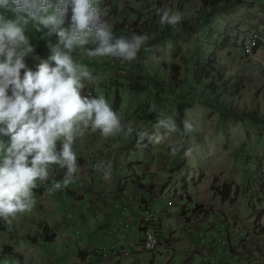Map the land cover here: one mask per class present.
Here are the masks:
<instances>
[{
	"label": "rangeland",
	"instance_id": "1",
	"mask_svg": "<svg viewBox=\"0 0 264 264\" xmlns=\"http://www.w3.org/2000/svg\"><path fill=\"white\" fill-rule=\"evenodd\" d=\"M225 6L223 11L203 0H102L115 36L136 33L150 39L132 62L89 59L87 51L95 47L91 43L72 54L95 77L81 94H103L122 122L151 131L163 112L181 129L184 120L193 124L192 133L173 134L159 144L138 142L135 135L105 140L99 132H87L73 144L79 163L73 180L91 177L98 162L109 165L108 177L97 172V181H88L87 186L105 195L108 179H120L117 194L132 183L128 203L138 199L136 212L152 206L164 239L161 246L169 250L160 253V246L151 256L141 250L140 231L134 232L132 224L121 229L132 245L121 247L118 228H109L108 221L100 219L106 213L117 214L115 202L104 198L89 205L91 196L81 202L77 197L87 188L82 182L74 187L76 192L69 185L50 193L52 180H61L66 171L53 165L51 179L33 190L32 210L18 214L11 225L0 220V264H264V123L248 117L256 112L264 120V0H231ZM157 8L182 13V22L160 25ZM70 16L69 8L65 27ZM25 32L34 47L25 63L35 70L49 56L48 44L56 37L39 24L29 25ZM249 39L251 44L256 40L253 47L259 45L250 52L245 48ZM211 54L226 78L237 84L229 106L203 101L208 95L201 97L192 77L193 57L206 59ZM179 102L187 103L183 117ZM151 105L158 111H150ZM232 109L235 113L230 115ZM0 140L7 144L10 137ZM172 145L181 149L176 155ZM61 146L57 141V151ZM187 149L189 156L184 155ZM225 185L232 187L227 197L220 193ZM193 245L197 250L191 252ZM114 247L125 251L116 262L103 257ZM80 250L85 257H79ZM200 250H207L208 256L195 257Z\"/></svg>",
	"mask_w": 264,
	"mask_h": 264
},
{
	"label": "clouds",
	"instance_id": "2",
	"mask_svg": "<svg viewBox=\"0 0 264 264\" xmlns=\"http://www.w3.org/2000/svg\"><path fill=\"white\" fill-rule=\"evenodd\" d=\"M102 0H0V220L11 225L18 214L30 212L35 204L34 189L51 179L53 165L66 169L61 180H52L50 193L73 182L79 171L73 144L87 132L105 139L131 138L138 142L161 143L173 134L188 135L195 129L188 120L179 127L171 116L159 112L152 130H141L122 122L103 94L82 95L95 77L87 65L78 63L73 52L86 44L89 59L111 57L134 61L150 39L131 33L117 37L105 19ZM197 8L199 5L196 6ZM69 8L70 23L65 27ZM160 25L176 26L183 15L168 8H157ZM39 24L55 35L49 43V56L30 69L25 57L34 53L25 29ZM147 50V49H145ZM54 62V64L52 63ZM21 70L23 75L21 76ZM150 111L157 112L155 105ZM57 141L61 148L57 151ZM176 155L180 148L172 145ZM191 155V150H184ZM93 169L105 177L110 166L104 162Z\"/></svg>",
	"mask_w": 264,
	"mask_h": 264
},
{
	"label": "trees",
	"instance_id": "3",
	"mask_svg": "<svg viewBox=\"0 0 264 264\" xmlns=\"http://www.w3.org/2000/svg\"><path fill=\"white\" fill-rule=\"evenodd\" d=\"M206 5H214L217 9L225 11L226 9V3L230 2L231 0H203ZM225 9V10H224ZM259 45H254L253 49H257ZM215 54H211V56H208L206 59L198 56H194L193 59L191 60V63L193 64V78L194 82L196 85H198L201 88L203 96L205 97L208 95L206 99H203L207 104H211L210 100L213 99L215 103H219L222 105H227L229 106L232 104V98L230 94H233L238 88L237 84L229 79L226 78L224 72L219 69L217 66V61L216 58L214 57ZM137 88V87H135ZM144 85L140 84V89H143ZM187 107L186 102H179L178 103V109L180 116H184V110ZM231 114H234V110L232 109L230 112ZM248 117L250 119H253L257 124H262L264 123V120H259L256 117V112L248 113ZM222 194L225 195V197L229 196L232 187L225 185L224 188L220 190ZM48 241H53L52 236L47 237ZM17 258V262H20V256H14ZM79 257H85L84 251L80 250L79 251Z\"/></svg>",
	"mask_w": 264,
	"mask_h": 264
},
{
	"label": "crops",
	"instance_id": "4",
	"mask_svg": "<svg viewBox=\"0 0 264 264\" xmlns=\"http://www.w3.org/2000/svg\"><path fill=\"white\" fill-rule=\"evenodd\" d=\"M100 173V175H102V173L101 172H99ZM77 174V173H76ZM95 177H97V171H95L94 173H93V175L91 176V177H89V176H87V175H85L84 177H81V179H82V181L79 179L78 181H76V180H73V182L72 183H70L69 185L71 186V188L73 189V191L74 192H76L77 190H74V187H77L78 186V184L80 183V182H82V187L83 186H87L88 185V181H90L91 183H95L96 181H97V179L95 178ZM59 178H61V177H59ZM113 179V178H112ZM112 179H108L107 181H108V187L105 189V192H107V193H105V195H103L101 192H99V191H97V190H95L94 188H93V190H91L88 186H87V188L86 189H83L82 191L83 192H81L80 191V193H82V194H80V195H82L81 197H77L78 198V200H80L81 202L83 201V202H85V201H88V197H92V199H89V202H90V204L89 205H91V204H94V205H97L99 202L101 203L102 202V200L104 199V198H108L109 200H110V202L112 203V202H115V206L118 208V212H116L117 214H115L114 216H113V214H110V213H106L105 214V216L106 217H104V218H100V219H106V221H108V226H109V228H112V227H116V228H118V231H119V234H120V239H122V241H123V244H121V247H124L125 249L126 248H128L129 246H131L132 244H128V243H126V242H128L127 240H124L125 238H126V235H125V233H122L121 232V229H125V228H127V225L128 224H132L133 226H134V224L136 223V221H137V217H138V214H139V212H136V208H135V206H137V203H136V201L138 200V199H135L133 202H129L128 203V198L130 197V195H129V193L130 192H133V190L131 189V185H132V183H129V184H126V188L122 191V192H120V193H118L117 194V192H118V186H119V184H120V179L118 180V182H115V180L114 181H112V182H109V181H111ZM68 185V186H69ZM130 186V187H129ZM78 188V187H77ZM46 189V188H45ZM101 189V188H100ZM79 190V189H78ZM62 191H64V190H62ZM78 193V192H77ZM109 193V194H108ZM95 197L97 198V199H95ZM124 200V202L125 201H127V203H124V204H121V202ZM123 203V202H122ZM105 205H108V204H106L105 203ZM166 205H167V203H166ZM141 206V205H140ZM139 206V207H140ZM83 209H87L88 211H90V209L88 208V207H86V205H85V203H83ZM160 211H158V213H159ZM154 214H155V212H154ZM92 216H93V218H95L96 217V214L95 213H92ZM155 217H156V214H155ZM158 217V216H157ZM87 219V218H86ZM91 219V218H90ZM99 219V220H100ZM158 219H159V217H158ZM167 217L165 218V221H167ZM163 220V219H162ZM159 221V220H158ZM164 221V222H165ZM164 222H161L162 223V226H163V223ZM132 225H131V227H132ZM128 229V228H127ZM173 229H174V222H173V225H172V227L170 228V233H173ZM134 231V230H133ZM162 231H163V229H162ZM134 232H137V231H134ZM168 236H170V234H168L167 235V237ZM166 237V238H167ZM141 238H142V233L140 232V239L139 240H141ZM161 238H162V235H161ZM163 239V238H162ZM197 239H199V238H197ZM164 240V239H163ZM183 241V240H182ZM181 241V242H182ZM178 242V243H177ZM176 242V247L177 248H179V247H182V245L181 246H179V239H178V241ZM194 243V242H193ZM192 244V243H191ZM195 244V243H194ZM139 246V245H138ZM120 247V248H121ZM160 249L161 250H165L166 252L169 250V249H166L165 247H160L159 248V251H160ZM160 253H162L161 251H160ZM115 260V262H116V259H114ZM114 262V263H115Z\"/></svg>",
	"mask_w": 264,
	"mask_h": 264
},
{
	"label": "built area",
	"instance_id": "5",
	"mask_svg": "<svg viewBox=\"0 0 264 264\" xmlns=\"http://www.w3.org/2000/svg\"><path fill=\"white\" fill-rule=\"evenodd\" d=\"M256 40L253 41V44L255 43ZM253 44L250 43V39L246 42L245 48L248 52L251 51V48H253ZM91 93V92H89ZM141 211L138 214L137 221L133 226L134 231H140L142 233V238H141V250H144L148 252L151 255H153L158 248L162 244V239L159 234V226L157 225L154 214L152 212V209L150 206L147 207H142L141 206ZM129 225V224H128ZM168 237L167 239H169ZM125 249V248H124ZM193 250H197L196 246H191L189 250L192 252ZM125 251H122L121 248H112L111 250H106L103 252V257L106 258H112L116 259L120 255H123ZM188 252V257H189ZM209 252L207 250H200L196 252L195 257L197 256H203L207 255L208 256ZM213 262L211 261L210 264Z\"/></svg>",
	"mask_w": 264,
	"mask_h": 264
},
{
	"label": "bare ground",
	"instance_id": "6",
	"mask_svg": "<svg viewBox=\"0 0 264 264\" xmlns=\"http://www.w3.org/2000/svg\"><path fill=\"white\" fill-rule=\"evenodd\" d=\"M150 207H151V209H152V206H151V205H150ZM159 234H161V233H159ZM160 237H161V235H160ZM167 238H168V237H167ZM167 238H166V239H167ZM161 239H162V238H161ZM166 239H165V240H166ZM162 240H163V239H162Z\"/></svg>",
	"mask_w": 264,
	"mask_h": 264
}]
</instances>
